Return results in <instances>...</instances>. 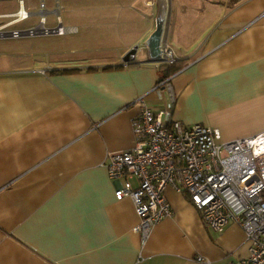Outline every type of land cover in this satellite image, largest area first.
<instances>
[{"label":"crops","instance_id":"crops-1","mask_svg":"<svg viewBox=\"0 0 264 264\" xmlns=\"http://www.w3.org/2000/svg\"><path fill=\"white\" fill-rule=\"evenodd\" d=\"M145 4L153 25L124 44L116 64L0 71V264H235L249 256L239 223L217 231L171 186L173 215L142 245L135 204L116 198L105 160L135 146L141 97L184 124L219 130L223 141L264 131V0H167L162 47L175 55L171 66L148 61L158 0ZM170 70L174 99L159 86Z\"/></svg>","mask_w":264,"mask_h":264},{"label":"built area","instance_id":"built-area-1","mask_svg":"<svg viewBox=\"0 0 264 264\" xmlns=\"http://www.w3.org/2000/svg\"><path fill=\"white\" fill-rule=\"evenodd\" d=\"M25 1L18 0V10L24 4L30 15L19 22L37 13L42 15L39 26L28 28L31 33L63 34L73 30L64 26L59 10H54L57 25L47 27L50 11L45 0L38 12L30 11ZM13 24L2 25L1 31ZM19 30L25 29L10 31ZM174 61L173 51L163 47V62ZM159 86L172 91L174 99L170 78L161 80ZM138 103L142 113L133 122L135 146L109 152L105 165L117 183L116 198L129 197L135 204L140 217L135 231L141 244L148 242L158 223L173 215L166 195V188L171 186L187 193L205 222L217 231L222 232L232 221L242 226L249 256L235 264H264V131L223 141L215 128L184 124L169 108L156 112L147 106L144 97Z\"/></svg>","mask_w":264,"mask_h":264},{"label":"rangeland","instance_id":"rangeland-1","mask_svg":"<svg viewBox=\"0 0 264 264\" xmlns=\"http://www.w3.org/2000/svg\"><path fill=\"white\" fill-rule=\"evenodd\" d=\"M25 3L30 11L38 12L44 0H26ZM45 6L50 11L47 27L57 25L54 10H59L64 26L73 30L63 34L0 36V71L34 70L65 63L116 64L122 59L120 49L124 44L138 37L140 30L153 25L145 0H45ZM18 8V0H0V14ZM134 10L138 12L133 13ZM132 15L135 17L131 18ZM16 19L0 18V27ZM41 20L42 15L37 13L5 31L37 27Z\"/></svg>","mask_w":264,"mask_h":264},{"label":"water","instance_id":"water-1","mask_svg":"<svg viewBox=\"0 0 264 264\" xmlns=\"http://www.w3.org/2000/svg\"><path fill=\"white\" fill-rule=\"evenodd\" d=\"M167 13V0H158V12L156 17V28L145 41L144 46L147 48V54L149 62H163V33L165 28V19ZM35 32H30L29 29L19 30V31H2L0 36L4 37H17L25 35H35ZM139 45L134 46L128 55L126 56V61L135 59Z\"/></svg>","mask_w":264,"mask_h":264},{"label":"bare ground","instance_id":"bare-ground-1","mask_svg":"<svg viewBox=\"0 0 264 264\" xmlns=\"http://www.w3.org/2000/svg\"><path fill=\"white\" fill-rule=\"evenodd\" d=\"M27 15H30L29 12H28V9L25 8L24 4H22V7L21 9H19L16 13H11V12H8V13H5V14H0V18H7V17H17L18 19L17 20H14L13 23L15 22H19L20 20L24 19L27 17ZM3 27H0V31ZM42 28V26L40 27ZM45 32V30H44Z\"/></svg>","mask_w":264,"mask_h":264},{"label":"trees","instance_id":"trees-1","mask_svg":"<svg viewBox=\"0 0 264 264\" xmlns=\"http://www.w3.org/2000/svg\"><path fill=\"white\" fill-rule=\"evenodd\" d=\"M173 63H174V62H172V63L165 62V63H163L162 65H165V66H169V65H170V66H171ZM171 71H172V70H170V71L168 72V74H166L165 78L169 77Z\"/></svg>","mask_w":264,"mask_h":264}]
</instances>
